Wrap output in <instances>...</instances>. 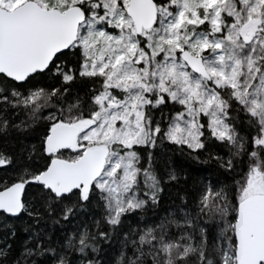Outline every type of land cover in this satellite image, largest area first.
<instances>
[{
	"label": "snow or ice",
	"instance_id": "obj_1",
	"mask_svg": "<svg viewBox=\"0 0 264 264\" xmlns=\"http://www.w3.org/2000/svg\"><path fill=\"white\" fill-rule=\"evenodd\" d=\"M0 264H264V0H0Z\"/></svg>",
	"mask_w": 264,
	"mask_h": 264
}]
</instances>
